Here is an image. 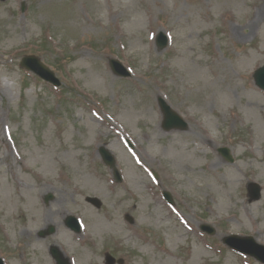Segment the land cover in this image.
I'll return each mask as SVG.
<instances>
[{
    "label": "rangeland",
    "instance_id": "1",
    "mask_svg": "<svg viewBox=\"0 0 264 264\" xmlns=\"http://www.w3.org/2000/svg\"><path fill=\"white\" fill-rule=\"evenodd\" d=\"M30 54L60 86L21 68ZM263 64L264 0H0L4 264H55L51 245L70 264H107V253L110 264H260L222 237L264 243V91L252 77ZM159 98L184 130L162 128ZM2 184L15 200L6 218Z\"/></svg>",
    "mask_w": 264,
    "mask_h": 264
},
{
    "label": "water",
    "instance_id": "2",
    "mask_svg": "<svg viewBox=\"0 0 264 264\" xmlns=\"http://www.w3.org/2000/svg\"><path fill=\"white\" fill-rule=\"evenodd\" d=\"M156 44L158 47L160 48H164L167 44V38L166 36H164L163 34H159V36L157 37L156 40ZM29 59V58H27ZM27 59H25L24 61H26ZM28 61H32L34 62V66L31 68L38 73L39 75H41L42 77L50 80V82H52L55 85H59V81L58 79L52 74H49L48 70L37 60L34 58H31V60ZM23 65H25L23 63ZM110 66L112 68V70L121 76H128V72L126 70V68L116 59H111L110 60ZM254 79L256 84L261 87L262 89H264V66L258 68L255 73H254ZM159 103L160 106L164 112L165 115V128L166 129H170V128H175V127H179V128H185L186 124L184 121L181 120V118L175 114L173 111L170 110L169 106L164 102V100L159 99ZM219 151L225 156L227 157L229 160H231L230 155H229V151L227 148H221L219 149ZM100 153L102 155V158L104 159L105 163L108 164L109 166L113 167L114 166V159L112 157V155L104 148H100ZM114 176L115 178H117L118 180H120V176L118 174V171L114 168ZM253 197L257 198L259 195V189L257 187H255L253 189ZM48 197V196H47ZM66 225L69 226L71 229L74 230H78V223L76 221V219L74 217H68L66 219ZM207 227H205L204 229H206ZM209 231L208 232H212L213 230L210 229L209 227L207 228ZM54 231L53 226H50L48 228V233H52ZM248 252L253 253L257 258L261 259L262 261H264V248L260 247L258 245H254L251 244L248 249ZM52 255L56 258V260L58 261V264H67V262H65L64 260L61 259V256L59 255L58 251L56 248H52L51 250ZM0 264H3V261L0 259Z\"/></svg>",
    "mask_w": 264,
    "mask_h": 264
},
{
    "label": "bare ground",
    "instance_id": "3",
    "mask_svg": "<svg viewBox=\"0 0 264 264\" xmlns=\"http://www.w3.org/2000/svg\"><path fill=\"white\" fill-rule=\"evenodd\" d=\"M232 31H233L235 37H237L239 35H243V34L239 33L236 29H232ZM29 166L30 165H28L25 162L23 164L22 168L29 169ZM1 190H2L1 204L6 210V213L4 215V218H6L7 215L11 213V210L15 207V200H14L13 195L11 194L7 184H2L1 185ZM26 202H28V201H25V204H26ZM95 227H96V231L101 232L103 230L102 225L98 221H96Z\"/></svg>",
    "mask_w": 264,
    "mask_h": 264
},
{
    "label": "flooded vegetation",
    "instance_id": "4",
    "mask_svg": "<svg viewBox=\"0 0 264 264\" xmlns=\"http://www.w3.org/2000/svg\"><path fill=\"white\" fill-rule=\"evenodd\" d=\"M51 246H49V253H50ZM51 254V253H50Z\"/></svg>",
    "mask_w": 264,
    "mask_h": 264
}]
</instances>
